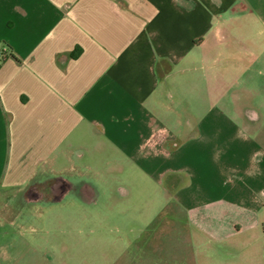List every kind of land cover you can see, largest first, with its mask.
<instances>
[{
    "label": "crops",
    "instance_id": "crops-1",
    "mask_svg": "<svg viewBox=\"0 0 264 264\" xmlns=\"http://www.w3.org/2000/svg\"><path fill=\"white\" fill-rule=\"evenodd\" d=\"M99 161L214 244L185 264H264V0H0V222Z\"/></svg>",
    "mask_w": 264,
    "mask_h": 264
},
{
    "label": "rangeland",
    "instance_id": "rangeland-1",
    "mask_svg": "<svg viewBox=\"0 0 264 264\" xmlns=\"http://www.w3.org/2000/svg\"><path fill=\"white\" fill-rule=\"evenodd\" d=\"M112 164L113 177L102 172L100 161L67 173L69 187L56 198L9 194L18 211L15 225L0 222V264H137L132 244L124 241L135 236L141 239L140 264H185L193 250L212 252L213 243L194 247L197 228L180 227L186 224L183 211L162 209L158 177L121 181ZM171 220L178 226H169ZM150 236L151 246H159L156 255L148 252Z\"/></svg>",
    "mask_w": 264,
    "mask_h": 264
},
{
    "label": "flooded vegetation",
    "instance_id": "flooded-vegetation-1",
    "mask_svg": "<svg viewBox=\"0 0 264 264\" xmlns=\"http://www.w3.org/2000/svg\"><path fill=\"white\" fill-rule=\"evenodd\" d=\"M63 183H64V181H62V180H58L55 184H54V186H53V188H54V194H53V196L54 197H57V196H60V193H61V191L63 190ZM48 187H44V188H39L38 189V192H36L35 191V189H30V191H29V193H28V196L31 198V197H35V198H43L45 195H48L49 194V192H48ZM86 192H88V190L86 191ZM48 193V194H47ZM52 196V197H53Z\"/></svg>",
    "mask_w": 264,
    "mask_h": 264
},
{
    "label": "built area",
    "instance_id": "built-area-1",
    "mask_svg": "<svg viewBox=\"0 0 264 264\" xmlns=\"http://www.w3.org/2000/svg\"><path fill=\"white\" fill-rule=\"evenodd\" d=\"M159 132V131H158ZM155 137V136H154ZM156 140V139H155Z\"/></svg>",
    "mask_w": 264,
    "mask_h": 264
},
{
    "label": "trees",
    "instance_id": "trees-1",
    "mask_svg": "<svg viewBox=\"0 0 264 264\" xmlns=\"http://www.w3.org/2000/svg\"><path fill=\"white\" fill-rule=\"evenodd\" d=\"M75 55V54H74Z\"/></svg>",
    "mask_w": 264,
    "mask_h": 264
}]
</instances>
